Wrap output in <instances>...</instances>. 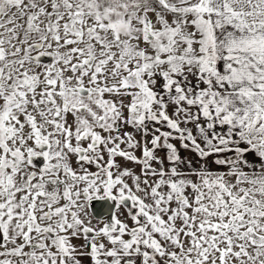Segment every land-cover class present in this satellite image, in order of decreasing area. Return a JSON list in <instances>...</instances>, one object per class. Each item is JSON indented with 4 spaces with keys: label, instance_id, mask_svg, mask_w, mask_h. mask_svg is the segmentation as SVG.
Wrapping results in <instances>:
<instances>
[{
    "label": "snow or ice",
    "instance_id": "snow-or-ice-1",
    "mask_svg": "<svg viewBox=\"0 0 264 264\" xmlns=\"http://www.w3.org/2000/svg\"><path fill=\"white\" fill-rule=\"evenodd\" d=\"M0 264H264V0H0Z\"/></svg>",
    "mask_w": 264,
    "mask_h": 264
},
{
    "label": "water",
    "instance_id": "water-1",
    "mask_svg": "<svg viewBox=\"0 0 264 264\" xmlns=\"http://www.w3.org/2000/svg\"><path fill=\"white\" fill-rule=\"evenodd\" d=\"M94 207H95V204H94Z\"/></svg>",
    "mask_w": 264,
    "mask_h": 264
}]
</instances>
